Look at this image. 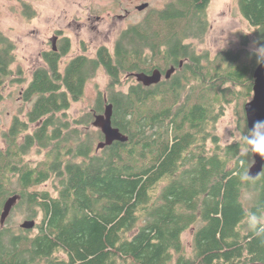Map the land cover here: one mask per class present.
<instances>
[{
	"label": "trees",
	"instance_id": "1",
	"mask_svg": "<svg viewBox=\"0 0 264 264\" xmlns=\"http://www.w3.org/2000/svg\"><path fill=\"white\" fill-rule=\"evenodd\" d=\"M210 3L169 0L126 28L113 51L101 46L64 70L68 39L45 52L46 65L23 90L27 119L14 117L0 151V217L19 195L13 208L24 205L38 222L28 230L10 216L0 221V264H264V238L248 224L252 214L264 217V169L250 178L253 152L241 151L249 133L244 105L264 59V0H237L263 54L245 35L241 48L213 58L190 41L206 33ZM15 49L0 32V98L7 82H22L12 76ZM172 66L169 79L117 90L124 75ZM100 68L110 77L107 91L74 117L73 102ZM234 101L242 136L223 145L214 126ZM107 104L128 140L98 149L104 134L93 122ZM33 148L44 153L35 165L26 160ZM47 181L55 193L32 189ZM191 229L188 250L183 237Z\"/></svg>",
	"mask_w": 264,
	"mask_h": 264
},
{
	"label": "rangeland",
	"instance_id": "2",
	"mask_svg": "<svg viewBox=\"0 0 264 264\" xmlns=\"http://www.w3.org/2000/svg\"><path fill=\"white\" fill-rule=\"evenodd\" d=\"M146 2L149 5L139 10L138 6ZM168 2L169 0H0V32L8 36L16 46L12 76L22 81H9L1 91L0 151L8 148L3 133L9 130L14 117L18 115L27 119L31 104L24 99L23 90L30 83L35 70L46 65L44 55L54 49L53 37H56L58 49L68 39L69 50L61 59L64 70L67 63L78 55L96 57L101 46L113 51L116 40L126 28L143 21L151 10L161 9ZM26 4L35 12L31 16L25 13ZM207 18L209 25L204 36L190 40L199 54L207 53L209 58H213L226 49L238 50L242 47L245 35L250 39L249 48L263 54L253 42L254 29L240 12L237 0H211ZM136 82L138 81L134 75H124L122 85L117 90L128 91ZM109 83L108 73L100 68L88 81L82 99L73 102L70 113L79 117L94 106L99 92L105 93ZM185 95L186 93L183 94ZM239 107L235 101L227 104L224 113L215 122L214 130L223 145L242 136L238 128ZM34 127L35 124H32L30 131ZM207 143L208 146H213L212 140ZM37 150L33 148L26 157L32 165L44 157V153L38 154ZM32 189L55 193L51 181ZM38 218L40 220V215ZM27 219L32 218H28L24 205L17 206L10 214L12 225L20 229ZM35 220L38 222V219ZM183 238L187 249L191 250L193 230L185 232Z\"/></svg>",
	"mask_w": 264,
	"mask_h": 264
},
{
	"label": "water",
	"instance_id": "3",
	"mask_svg": "<svg viewBox=\"0 0 264 264\" xmlns=\"http://www.w3.org/2000/svg\"><path fill=\"white\" fill-rule=\"evenodd\" d=\"M149 5L148 2L143 3L138 6L139 10L145 9ZM54 49H57L56 46V37L52 38ZM182 65V63H181ZM175 67L172 66L164 74L160 69H154L151 73L145 71L133 73L138 82L143 83L145 86H151L159 83L162 78L165 77L169 79L172 74L175 72ZM254 86H253V96L247 101L244 105L247 126L251 130L254 124L257 121H264V59L256 67L254 71ZM113 116V105L107 104L105 112L102 114H96L93 125L99 128L104 134V140L98 144V149L103 148L106 145L113 144L114 141H127L128 136L124 134L118 127L113 125L112 121ZM260 133L264 134V128L260 129ZM254 162L250 166L248 171V176L250 178H257L264 169V157L258 153H253ZM19 195L10 196L3 207L1 213V223L4 224L9 217L12 208L17 203ZM35 219H27L22 224L23 229H33L36 226Z\"/></svg>",
	"mask_w": 264,
	"mask_h": 264
},
{
	"label": "clouds",
	"instance_id": "4",
	"mask_svg": "<svg viewBox=\"0 0 264 264\" xmlns=\"http://www.w3.org/2000/svg\"><path fill=\"white\" fill-rule=\"evenodd\" d=\"M261 128H264V121H257L253 128L249 130L248 135L242 137L245 145L241 150L242 152L248 151L250 148L251 152L264 157V134L260 133ZM248 224L256 236L264 238V217L252 214L248 217ZM257 225H260V227L257 228Z\"/></svg>",
	"mask_w": 264,
	"mask_h": 264
},
{
	"label": "flooded vegetation",
	"instance_id": "5",
	"mask_svg": "<svg viewBox=\"0 0 264 264\" xmlns=\"http://www.w3.org/2000/svg\"><path fill=\"white\" fill-rule=\"evenodd\" d=\"M152 71H153V70H152ZM152 71H151V72H152ZM151 72H149V73H151ZM163 79H167V78L165 77V75H164V77L162 78V80H163ZM12 196H13V195H12ZM19 201H20V199L17 201V203H18ZM17 203H16V204H17ZM14 206H15V205H14ZM13 209H14V208H12V211H13ZM12 211H11V212H12ZM10 214H11V213H10ZM9 216H10V215H9ZM0 221H1V217H0ZM1 225H3V224L1 223Z\"/></svg>",
	"mask_w": 264,
	"mask_h": 264
}]
</instances>
